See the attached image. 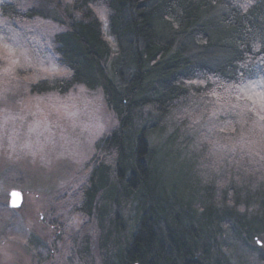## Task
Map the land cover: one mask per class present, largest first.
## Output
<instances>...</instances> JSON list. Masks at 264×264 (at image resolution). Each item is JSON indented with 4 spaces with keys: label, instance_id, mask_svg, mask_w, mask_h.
I'll use <instances>...</instances> for the list:
<instances>
[{
    "label": "trees",
    "instance_id": "16d2710c",
    "mask_svg": "<svg viewBox=\"0 0 264 264\" xmlns=\"http://www.w3.org/2000/svg\"><path fill=\"white\" fill-rule=\"evenodd\" d=\"M52 8L66 26L51 42L66 73L40 79L32 92L101 88L117 118L96 144L79 208L93 217L98 263L233 264L222 251L232 234L247 242L264 232L252 223L264 215V173L245 158L222 163L221 181L203 183L200 160L211 156L206 143L191 148L185 115L191 105L251 103L247 83L258 64L264 83V0H35L25 10L5 3L0 12L30 20L50 17ZM161 152L190 164L180 182L160 170Z\"/></svg>",
    "mask_w": 264,
    "mask_h": 264
},
{
    "label": "rangeland",
    "instance_id": "374dc122",
    "mask_svg": "<svg viewBox=\"0 0 264 264\" xmlns=\"http://www.w3.org/2000/svg\"><path fill=\"white\" fill-rule=\"evenodd\" d=\"M9 2L25 10L35 0H0V10ZM97 11L105 37L115 48L107 12ZM49 16L9 21L0 12V264H99L93 217L90 222L79 208L93 171L96 144L116 127L117 118L101 88L76 85L67 93L32 92L31 85L40 79L66 73L51 46L55 34L66 26L53 18L58 16L54 8ZM260 72L258 64L255 78L247 83L251 103L236 101L214 110L191 105L187 111L185 131L191 148L206 143L211 156L198 164L203 183L213 177L221 181L224 170L217 168L233 167L245 158L264 173ZM225 129L232 133L224 134ZM158 160L172 183L180 182L181 172L190 166L186 159H167L162 152ZM12 190L23 195L19 208L10 206ZM252 220L253 226H264V215ZM229 241V249L222 251L233 264H264V232L247 242L234 233ZM112 252L117 260L119 251Z\"/></svg>",
    "mask_w": 264,
    "mask_h": 264
},
{
    "label": "water",
    "instance_id": "95a60500",
    "mask_svg": "<svg viewBox=\"0 0 264 264\" xmlns=\"http://www.w3.org/2000/svg\"><path fill=\"white\" fill-rule=\"evenodd\" d=\"M10 206L13 208H19L23 202V195L19 190H12L10 192Z\"/></svg>",
    "mask_w": 264,
    "mask_h": 264
}]
</instances>
